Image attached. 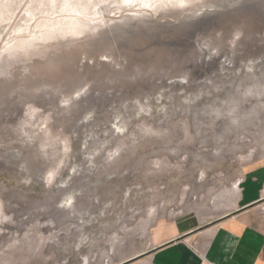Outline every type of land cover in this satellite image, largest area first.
Instances as JSON below:
<instances>
[{
	"label": "rangeland",
	"instance_id": "374dc122",
	"mask_svg": "<svg viewBox=\"0 0 264 264\" xmlns=\"http://www.w3.org/2000/svg\"><path fill=\"white\" fill-rule=\"evenodd\" d=\"M128 10L6 53L0 18V264H125L264 163V0Z\"/></svg>",
	"mask_w": 264,
	"mask_h": 264
},
{
	"label": "crops",
	"instance_id": "0c3cea01",
	"mask_svg": "<svg viewBox=\"0 0 264 264\" xmlns=\"http://www.w3.org/2000/svg\"><path fill=\"white\" fill-rule=\"evenodd\" d=\"M197 230L156 240L148 254L125 264H264V163L246 169L234 211ZM203 234V248L190 244Z\"/></svg>",
	"mask_w": 264,
	"mask_h": 264
},
{
	"label": "bare ground",
	"instance_id": "6f19581e",
	"mask_svg": "<svg viewBox=\"0 0 264 264\" xmlns=\"http://www.w3.org/2000/svg\"><path fill=\"white\" fill-rule=\"evenodd\" d=\"M28 1L0 0V18L9 14L11 20L14 19L6 33L11 41L4 46L5 53L37 46L52 37L92 32L108 23L105 12L111 6L115 10L128 7L133 13L136 12L133 8L140 9L141 6L157 10L164 5H183L188 0H31L30 9L22 15L23 8L20 6L28 4ZM18 19L20 20L16 23ZM0 56H3L2 53Z\"/></svg>",
	"mask_w": 264,
	"mask_h": 264
},
{
	"label": "water",
	"instance_id": "95a60500",
	"mask_svg": "<svg viewBox=\"0 0 264 264\" xmlns=\"http://www.w3.org/2000/svg\"><path fill=\"white\" fill-rule=\"evenodd\" d=\"M136 258H137V257H136ZM134 259H135V258H133V259H131V260H129V261H132V260H134ZM129 261H128V262H129Z\"/></svg>",
	"mask_w": 264,
	"mask_h": 264
}]
</instances>
